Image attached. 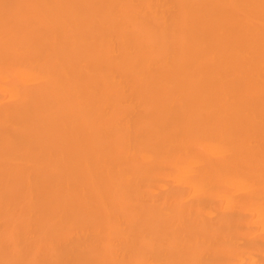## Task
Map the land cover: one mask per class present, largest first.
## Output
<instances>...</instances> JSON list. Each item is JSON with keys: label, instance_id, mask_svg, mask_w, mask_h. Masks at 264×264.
<instances>
[{"label": "bare ground", "instance_id": "1", "mask_svg": "<svg viewBox=\"0 0 264 264\" xmlns=\"http://www.w3.org/2000/svg\"><path fill=\"white\" fill-rule=\"evenodd\" d=\"M0 264H264V0H0Z\"/></svg>", "mask_w": 264, "mask_h": 264}]
</instances>
